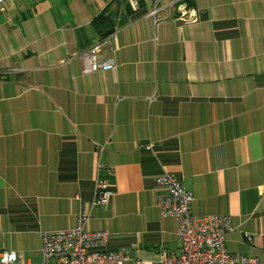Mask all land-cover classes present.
<instances>
[{"label":"crops","instance_id":"0c3cea01","mask_svg":"<svg viewBox=\"0 0 264 264\" xmlns=\"http://www.w3.org/2000/svg\"><path fill=\"white\" fill-rule=\"evenodd\" d=\"M137 1L0 6V253L40 262L43 232L84 212L124 264H159L180 248L158 206L157 176L171 172L195 216H231L229 253L264 264V0H184L200 13L184 25ZM109 4L117 25L101 39L91 22ZM86 60L115 68L84 73ZM97 178L107 205H91Z\"/></svg>","mask_w":264,"mask_h":264},{"label":"built area","instance_id":"2783aa9c","mask_svg":"<svg viewBox=\"0 0 264 264\" xmlns=\"http://www.w3.org/2000/svg\"><path fill=\"white\" fill-rule=\"evenodd\" d=\"M6 0H0V6ZM129 4L136 11L137 0H129ZM177 13L173 18L181 25L195 23L200 20V13L184 0H153L150 12L155 22L162 20L159 12L166 11V17L172 16V10ZM102 62L85 61L83 72L90 73L100 69H113L115 64L111 60ZM102 150V146L96 144ZM148 145L147 148H151ZM156 182L162 189L158 196V206L164 216H174L178 222V237L180 248L178 251L161 249L157 253L159 264H258L254 257L234 255L226 247V235L233 229L232 219L226 214H206L195 216L192 203L194 192L188 189L171 172H164L157 176ZM114 191L103 178L95 181V196L91 205H107ZM87 214L82 212L78 225L71 229L45 231L42 234L43 247L41 261L30 264H124L130 257L125 248L109 252L104 249L109 239L106 230L87 231L85 224ZM247 241H252V234L246 233ZM18 254L13 250L4 249L0 253L1 264H16ZM143 264V262H138Z\"/></svg>","mask_w":264,"mask_h":264},{"label":"trees","instance_id":"16d2710c","mask_svg":"<svg viewBox=\"0 0 264 264\" xmlns=\"http://www.w3.org/2000/svg\"><path fill=\"white\" fill-rule=\"evenodd\" d=\"M118 7L119 5H117L116 8H112L109 4V6H107L92 20L91 25L94 29L100 32L101 39L110 37L115 31L117 25L116 18L118 16ZM129 8L131 9V6Z\"/></svg>","mask_w":264,"mask_h":264}]
</instances>
